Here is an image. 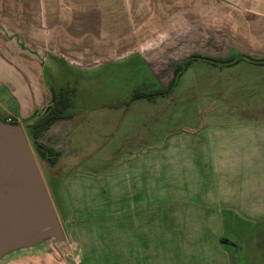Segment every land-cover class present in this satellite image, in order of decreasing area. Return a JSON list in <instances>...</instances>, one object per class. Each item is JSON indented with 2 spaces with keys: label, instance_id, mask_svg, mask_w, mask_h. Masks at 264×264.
I'll list each match as a JSON object with an SVG mask.
<instances>
[{
  "label": "crops",
  "instance_id": "1",
  "mask_svg": "<svg viewBox=\"0 0 264 264\" xmlns=\"http://www.w3.org/2000/svg\"><path fill=\"white\" fill-rule=\"evenodd\" d=\"M240 56L264 60V0H0L1 121L59 104L46 67L131 92L46 130L74 242L0 264H264V63Z\"/></svg>",
  "mask_w": 264,
  "mask_h": 264
},
{
  "label": "water",
  "instance_id": "2",
  "mask_svg": "<svg viewBox=\"0 0 264 264\" xmlns=\"http://www.w3.org/2000/svg\"><path fill=\"white\" fill-rule=\"evenodd\" d=\"M64 240L23 126L0 120V261Z\"/></svg>",
  "mask_w": 264,
  "mask_h": 264
},
{
  "label": "rangeland",
  "instance_id": "3",
  "mask_svg": "<svg viewBox=\"0 0 264 264\" xmlns=\"http://www.w3.org/2000/svg\"><path fill=\"white\" fill-rule=\"evenodd\" d=\"M68 66V65H67ZM75 67V66H70ZM50 67H46V74H45V81L49 85H52L54 87H64V94L67 95L68 99L74 102V104H78L82 102L83 104H88L89 106L79 107V106H73V112L77 115L80 114L81 118L88 117V116H95L97 113V108L99 105V102H109L113 100L116 95H119L120 98H128L131 97V92L129 91H118L110 86V82L108 78H105L104 76L94 74L93 72H84L76 68H66L64 70H60L59 68H55L54 70H50ZM76 89V90H74ZM5 118H2L0 116V120H3ZM9 123V122H7ZM13 124V123H11ZM81 125L83 130L82 138L84 141L87 142V147L96 146V137L94 135V132H96L95 126L97 124L91 122H75L72 124V128L74 126ZM24 131L26 133L29 145L32 149V152L34 154L36 163L38 165V168L40 170V173L42 175V178L44 180L47 192L49 194L50 200L53 204L54 210L56 212V215L60 221V223H63V214H67L68 211V205L65 200V196L63 194L64 189L62 187V175L60 174L57 176L51 168L50 165L41 159H39L36 151L34 150V145L32 142L31 137L29 136L28 130L26 127H24ZM47 131L44 132L43 137L41 136V141L48 145V137H47ZM89 134V136H88ZM58 173V172H57ZM56 175V176H55ZM64 240L56 243L51 244L50 242L44 243L41 245H38L36 247L30 248V249H22L15 252H12L11 254L4 257L0 262H2L5 259L21 256L23 254H31L34 250H38L40 248H52L56 251L58 254H60V249H58V246H64L68 244L69 242H74V235L70 233L71 228L64 224Z\"/></svg>",
  "mask_w": 264,
  "mask_h": 264
},
{
  "label": "trees",
  "instance_id": "4",
  "mask_svg": "<svg viewBox=\"0 0 264 264\" xmlns=\"http://www.w3.org/2000/svg\"><path fill=\"white\" fill-rule=\"evenodd\" d=\"M247 58L249 60H252L254 62L258 63H264V60H253L247 56H240ZM195 58H201L199 56H192L190 59L185 60L181 65H179L175 69L174 73V78L168 88L166 90L160 91V92H153V93H148V94H143V93H135L134 97H147L151 98L156 95H164L169 93V91L173 88L175 85L177 77L188 67L189 63L193 61ZM206 59L212 63H216L217 61L214 59H209V58H203ZM236 60H230L227 63H234ZM59 104L50 107L49 110H47L44 115H42L37 121L34 123L30 124L27 126V130L29 133V136L32 139L33 145H34V150L36 151L39 159L42 161L48 163L49 165H53L56 162L57 157L59 156V153L54 151L52 148L49 146L45 145L40 141V138L42 134L48 130L56 121L63 119V112L64 110L68 107L69 99L66 94L62 91L61 94L58 96V100L56 101ZM6 122V121H5ZM9 123L16 124L15 122L12 121H7Z\"/></svg>",
  "mask_w": 264,
  "mask_h": 264
}]
</instances>
